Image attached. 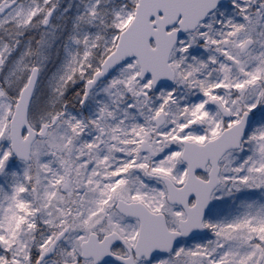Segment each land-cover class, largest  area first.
<instances>
[{"label":"snow or ice","instance_id":"6c2138e0","mask_svg":"<svg viewBox=\"0 0 264 264\" xmlns=\"http://www.w3.org/2000/svg\"><path fill=\"white\" fill-rule=\"evenodd\" d=\"M0 264H264V0H0Z\"/></svg>","mask_w":264,"mask_h":264}]
</instances>
